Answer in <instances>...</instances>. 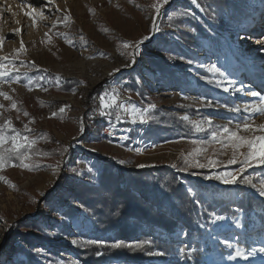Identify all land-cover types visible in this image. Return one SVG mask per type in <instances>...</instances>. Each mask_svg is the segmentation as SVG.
<instances>
[{"label": "rangeland", "instance_id": "1", "mask_svg": "<svg viewBox=\"0 0 264 264\" xmlns=\"http://www.w3.org/2000/svg\"><path fill=\"white\" fill-rule=\"evenodd\" d=\"M208 1L199 0L200 6L197 7L189 0H174L172 8H186L193 15L177 17L173 21H169L166 15L158 17L160 31L150 41L144 42L141 55L134 65L122 67L128 63L127 58L120 55L124 51L122 43L139 40L149 34L154 14L150 5L154 0H54L50 9L44 8L47 19L37 20L35 26L24 13L31 10L29 3L33 7H43L44 0H0V35L6 37L0 56L14 55L22 39L26 51L20 58L27 67L31 66V62L37 65V68L28 72V78L33 81L32 91L25 87L28 78L23 76L11 88L3 86L2 90L9 92L17 102L19 112L11 108V101L0 97V104L4 105L0 109V124L11 119L14 126L21 130L24 124H29L34 138L44 137L38 139L36 150L49 154L32 157L31 162L40 165L36 170L9 166L0 171V175L16 186L13 188L0 181V264H12L18 258L26 259L16 255L20 249L32 253L31 264H59L60 261L70 264L72 260L83 264L75 253L78 245H72L71 239L89 238L88 229L92 226V220L85 207H80L70 184H96L104 159L113 161L116 173L119 168L137 167L138 164L167 166L176 171L178 169L170 165L177 163L182 166V160L178 157L181 151L187 153L191 150L192 145L188 141L204 138L206 135L199 133L193 138L147 141L141 137V133L148 123L132 124L123 113L120 121L115 116L101 117L98 99L94 100L93 97L102 95L106 89L115 88L122 97L130 96L131 102L137 107H146L152 103L156 105L154 110L161 109L178 118L187 114L198 119L213 114L214 122L223 124L228 119L239 120L248 114L243 111L231 113L223 108L199 107L197 102L202 97L206 96L220 103H225L220 98L228 97L229 105H243L259 102V97L247 95L249 91H258L264 96V45L256 43L257 40H264V0H244L247 14L235 18L240 19L238 26L229 23L224 14L218 15ZM57 8L61 11L57 12ZM64 15L70 18L58 23L57 17L62 18ZM54 23H57L56 28H52ZM194 23L202 24L209 32V37L201 36L195 30ZM17 28L21 29L19 36L13 32ZM45 33L49 36L46 37ZM57 33L67 34L68 40L73 43ZM183 34L196 44L191 46L185 42ZM81 36L88 41L86 46L81 45ZM217 55H220L219 62ZM151 58L165 61L173 75L154 68ZM226 58L234 73L230 78L237 80L234 87L243 85L244 93H232L231 90L225 93L222 88L200 79L202 76L215 79L207 71L206 65L217 63L221 67ZM188 60L192 63L189 64ZM16 64L19 66L20 61L17 60ZM115 68H120L121 71L114 77L109 76L108 73ZM25 70V67H21V73ZM41 76L44 79H40ZM36 84L41 87H36ZM72 88L77 91L73 93ZM65 105L68 107L64 113H60L59 109ZM25 111L28 116L23 115ZM53 112L57 113L56 117H52ZM33 119L34 123H29ZM252 120L255 125L264 124V115L255 114ZM81 121L86 125L83 136L79 135ZM130 133H134V136L130 137ZM73 137H77V140H73ZM62 147H69V154L63 159L60 154ZM136 147L146 148V151L138 155L134 151ZM230 155L231 151L228 150L227 155L220 156L219 159L227 160ZM121 159L128 163L120 164ZM57 161L62 165L57 170L58 177L53 175ZM72 167L77 171L72 172ZM236 167L237 165H230L228 169ZM201 170L206 172L198 171L200 175L195 176L179 173L178 177L186 190L192 187L209 196L219 193L237 194L233 199L222 198L224 201H234L241 193L260 197L250 186L224 185L215 180L204 179L212 171L225 170L223 167ZM245 174L253 177L254 183H258V178H264V168L248 169ZM41 192L45 195L41 196ZM260 198L264 200V197ZM218 208L214 210L217 214H222L217 211ZM260 208L250 214L247 225L244 224L246 219L243 212L234 217L225 215L229 218L228 221L218 224L228 223L230 231L221 233L219 240L215 238L216 225L210 224L207 234L196 238L201 246L185 249L187 258L183 264H194V260H199V264H264V253L259 251L247 260H229L227 257L230 253L234 254V250L222 243L225 236H228L233 242L238 240L239 246L246 252L264 247V229L261 228L258 216ZM237 218L242 228H236ZM26 222H36L42 231L27 227L28 230L32 229L40 235L46 233L48 240L44 238V242L28 245L20 235L22 223ZM209 233L212 234L211 238ZM197 249L202 254L196 259L192 253ZM112 264L120 262L114 260Z\"/></svg>", "mask_w": 264, "mask_h": 264}, {"label": "snow or ice", "instance_id": "2", "mask_svg": "<svg viewBox=\"0 0 264 264\" xmlns=\"http://www.w3.org/2000/svg\"><path fill=\"white\" fill-rule=\"evenodd\" d=\"M192 5L199 7V0H189ZM54 3V0H44L43 7H33L31 3L28 4L30 11L25 12L24 14L32 20V25L35 26L37 20H45L47 16L45 15L44 8H49ZM174 3V0H154L150 5L151 9L154 10V14L151 17V25L149 29V34L144 35L139 40L135 41H124L122 47L124 51L120 52L121 56L127 58L128 63L122 65V67H131L137 61V58L141 55V46L145 41H150L155 33L160 31L157 18L166 15L169 21H173L177 17H189L193 15L188 9L178 10V8H172L171 5ZM179 7V6H178ZM11 11V9H8ZM57 12H60L61 9L57 8ZM70 17L64 15L62 18L57 17L58 23H63L67 21ZM57 23L52 25V28H56ZM51 31V29H50ZM107 31V29H104ZM194 31V29H193ZM14 34L19 36L21 29L17 28L13 30ZM57 35L63 36L65 40H68L67 34L57 33ZM45 36L48 37L49 34L45 33ZM50 39V37H49ZM6 42V37L0 35V50H2L3 44ZM69 43H73L68 40ZM80 43L82 46H86L88 41L81 36ZM256 43L264 45V40H257ZM26 51L23 40L21 39L20 47L15 50V54L12 56H0V97H3L4 100L11 101V108L17 110V102L7 91H3L2 88L4 85H7L11 88L12 84L18 83L21 80V77L28 78V72L34 68H37L35 62H31V66L27 67L24 64V61L20 58L21 54ZM104 55V53H101ZM226 55V54H225ZM184 59V57H180ZM217 62L220 61V55L216 56ZM20 61V65L17 66L16 61ZM188 63L191 64L192 61L188 60ZM21 67H25L26 70L21 73ZM207 71L212 74L215 79H208L207 77H200L202 80H206L208 84H214L217 88H222L225 93H228L230 90L232 93H244L245 88L243 85L240 87H234L237 83L236 79H232L234 73L231 71V63L226 58L221 67L217 66V63H210L206 65ZM223 68V70H222ZM120 68H115L108 73L109 76H115L116 73L120 72ZM15 74V75H13ZM44 79V77H40ZM59 82L57 81V84ZM36 87H41V85L36 84ZM25 87L29 91H32L33 81L31 78L27 79ZM46 90V89H45ZM14 92L15 89L13 88ZM71 91L75 93L76 88H72ZM247 95L251 97H259L258 103H245L243 105H229L228 103H220L214 99H209L206 96L202 97L198 102L199 107L205 108H215V109H226L231 113H240L244 112L248 115L242 117L239 120L228 119L226 123L220 124L215 123V117L213 114L204 115L198 119H193L189 115L185 114L179 117L180 120L187 122L190 126L191 134L205 133L204 138H195L188 141L192 148L187 153L181 151L178 159L182 160V166H178L177 163H172L170 166L174 169H178L180 172L190 173L191 175H200L195 171H190L192 169H218L223 167V171H212L209 175L204 176L205 180H215L224 185H246L255 189L260 197H264V178H258V183H254L253 177L245 174L248 169H255L257 167L264 168V124L255 125L252 117L255 114L264 115V96H261V93L258 91H249ZM94 100L98 99L99 115L101 117H112L115 116L117 121L121 120V114H125L132 122V124H146L153 119L151 112L156 108L155 104L149 103L146 107H137L135 103L131 102V97L124 98L121 96L120 92L115 88L111 90H104L102 95L98 97H93ZM187 99V97H185ZM43 103V102H41ZM68 106H62L59 111L64 113L65 109ZM188 107H191L189 105ZM4 105L0 104V109H3ZM24 116H28V112L23 113ZM52 117H56L57 113L53 112ZM19 119V115L17 116ZM29 123H34V119L29 121ZM86 131V125L81 121L79 125V135L83 136ZM33 129L29 127V124H24L23 129H18L14 126L11 119H7L3 124H0V171H3L6 167H20L29 171L36 170L40 167L38 163L31 162L32 157L35 155H49L48 153L38 152L35 148V145L38 142V139L44 138L43 136L34 138L31 134ZM259 133V134H258ZM46 135V134H45ZM73 140H77V137H73ZM80 143V141H77ZM217 145L219 147H217ZM242 149H244L242 151ZM211 150V154H210ZM228 150L231 151L230 158L227 160L219 159L220 156L227 155ZM90 151H95V149H90ZM136 154H143L146 151V148L136 147L134 149ZM62 159L66 154H69V147H62L61 149ZM73 163L75 161L73 160ZM120 164L128 163V161L121 159ZM237 165L236 168L229 170L228 166ZM61 162L57 161L53 175L58 177V169L61 168ZM138 168L149 167V165L138 164ZM49 167H52L49 165ZM72 172H76L77 169L72 167L70 168ZM91 171V170H90ZM0 181H4L9 184V186L15 188L16 186L12 184L11 181L7 180L6 177L0 175ZM187 191L193 196H199L202 199L206 197L202 193H198L194 188L189 187ZM41 196L45 194L40 193ZM237 194L225 195L223 193L215 194L213 200L215 201L216 197H221L223 199H233ZM36 203L35 200L32 201ZM83 207V205H80ZM205 212L208 213V223L216 225L214 229L216 233V239H220L221 233H227L230 231V226L228 223H219L228 221V217L222 214H217L215 210L208 211V208H205ZM87 219V217L85 218ZM201 228H205L206 224L201 223L199 225ZM236 228H242V224L239 219L235 220ZM14 227V226H11ZM94 227V226H93ZM261 228L264 229V222L261 224ZM177 235H180L177 233ZM211 233L209 236L211 238ZM111 241V242H110ZM222 243L228 248L233 249L234 254H229V260H236L241 258L247 260L249 256H253L257 251L264 253V247L259 248L258 250L253 248L251 251L246 252L245 249L239 246V241L233 242L231 237L225 236ZM72 245H78L81 248L88 249L91 246L96 247L95 256L99 257L103 255V252L99 249L110 248V249H128L131 251H141L145 252L149 256H164L165 251H153L150 245L153 244L151 239H140L136 238L130 241H125L123 239L115 237H96V238H87V239H71ZM39 251V250H37ZM180 252L183 254L184 249H180ZM18 258L12 261V264H31V257L24 249L18 250L16 253ZM190 255V254H188ZM59 264H64L63 261H60ZM70 264H79V261L72 260Z\"/></svg>", "mask_w": 264, "mask_h": 264}, {"label": "trees", "instance_id": "3", "mask_svg": "<svg viewBox=\"0 0 264 264\" xmlns=\"http://www.w3.org/2000/svg\"><path fill=\"white\" fill-rule=\"evenodd\" d=\"M208 1V0H207ZM210 1V2H209ZM209 5L218 13L225 15L229 23L238 26L239 16H245L246 7L244 0H209ZM199 24V23H197ZM195 30L201 36L209 37V32L202 24L196 25ZM184 41L191 46L196 43L194 40L185 38ZM154 68L163 73L173 75L168 64L163 60L151 58ZM131 78V77H130ZM206 92V90H204ZM225 103H229L228 97H222ZM153 119L143 129L141 137L145 140H165L172 138H193L197 134L190 133V126L187 122L171 115L169 112L156 109L151 112ZM134 133H130L133 137ZM104 163L96 177V184L87 185L83 182H72L70 188L78 202L86 209L92 220V226L88 229L89 238L115 237L130 241L136 238L151 239L150 245L153 251H165L164 256H149L145 252L131 251L128 249H99L102 256H95V246L88 249L75 247V253L83 264H112L119 260L120 264H183L187 258L186 248L200 247L196 238L205 236L210 226L208 223V211L219 207L220 213L234 217L243 212L246 221L249 223L250 214L260 208L259 220L264 222V200L255 195L240 194L234 201H224L216 197L202 193L205 199L191 195L184 187L180 179V171H173L167 166L154 165L144 168H119L116 173L113 169V161L104 159ZM190 171L203 172L205 170L192 169ZM191 175L190 173L183 172ZM197 182H200L197 180ZM122 184V186H120ZM213 189L216 187L209 183ZM242 191V190H241ZM227 202V203H225ZM205 223L206 227L199 225ZM20 235L28 245L36 242H44L47 234L40 235L29 228H42L36 222L22 223ZM94 226V227H93ZM27 229V230H25ZM31 230V231H30ZM179 233L180 235H177ZM48 240V239H47ZM111 242V241H110ZM184 249V253L180 252ZM28 253V251H27ZM32 257V253H28ZM196 259L201 257V250H193ZM199 264V260H194Z\"/></svg>", "mask_w": 264, "mask_h": 264}, {"label": "built area", "instance_id": "4", "mask_svg": "<svg viewBox=\"0 0 264 264\" xmlns=\"http://www.w3.org/2000/svg\"><path fill=\"white\" fill-rule=\"evenodd\" d=\"M120 136H122V135H120Z\"/></svg>", "mask_w": 264, "mask_h": 264}]
</instances>
